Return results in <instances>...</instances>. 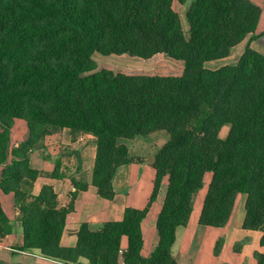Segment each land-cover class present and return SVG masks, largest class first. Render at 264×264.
<instances>
[{
  "label": "trees",
  "instance_id": "16d2710c",
  "mask_svg": "<svg viewBox=\"0 0 264 264\" xmlns=\"http://www.w3.org/2000/svg\"><path fill=\"white\" fill-rule=\"evenodd\" d=\"M186 0H0V189L12 194L23 240L21 251L65 264H178L171 253L177 227L187 225L205 173L211 178L198 223L224 227L238 194H245L242 228L261 231L264 245V55L246 46L236 63L205 62L229 56L253 34L261 7L251 0H193L185 37L177 7ZM149 60L156 54L183 61L151 70L97 69L93 55ZM22 119L27 137L9 149L10 129ZM228 125L224 136L221 128ZM95 137L91 185L100 198L115 196L116 169L134 162L118 139L164 131L153 155L154 178L145 206L91 229L83 221L74 246L60 238L88 184L71 180L70 202L58 207L51 185L27 192L37 178L29 152L51 130ZM11 156V157H10ZM137 161H139L137 159ZM57 169L49 175H60ZM167 179L156 218L157 243L141 255V225ZM12 232L0 204V237ZM222 238L214 246L218 255ZM257 264L264 253L255 251ZM17 264V263H11ZM229 264V263H222Z\"/></svg>",
  "mask_w": 264,
  "mask_h": 264
},
{
  "label": "crops",
  "instance_id": "0c3cea01",
  "mask_svg": "<svg viewBox=\"0 0 264 264\" xmlns=\"http://www.w3.org/2000/svg\"><path fill=\"white\" fill-rule=\"evenodd\" d=\"M251 1L261 7V16L253 33L254 37L248 35L232 48L231 52L236 50V58L241 55L247 44L264 55V0ZM179 7H177L178 14ZM230 55L225 58H229ZM27 134L25 121L15 119L10 129L9 149L17 147L27 137ZM95 154L96 143L92 134L79 132L72 136L71 131L66 127L51 130L43 137L40 144L29 152L31 167L38 171L32 186L26 188L29 194L38 195L43 185H51L56 194L58 207H66L70 202L71 180L88 184L85 191L77 194L75 214L65 224L60 238L62 246L75 245L76 231L83 221H86L91 229H98L104 222L118 219L125 207L141 209L148 200L154 178V171L150 165L154 153L148 158L131 155L136 158L134 162L121 165L116 169L112 179L115 192L112 200L100 198L96 188L91 185ZM55 168L60 176L50 178L49 175ZM2 169L3 166L0 165V171ZM210 177L208 173L204 176L208 182ZM166 186L167 179L163 178L157 197L141 225L143 240L141 255L143 257H148L157 243L155 223L163 204ZM206 188L207 186L204 185L203 189L197 193L187 225L177 227L175 230V241L171 247V253L177 263L257 264L254 252L264 253V245H260L261 231L242 228L245 197L238 200L236 216L233 212L224 227L205 226L198 223V216ZM0 204L12 224V232L0 237V250L6 252L11 260L10 263L62 264L41 256L36 249L18 250L17 248L22 244L23 234L12 194H5L0 189ZM218 238H222L223 243L218 256H215L214 245ZM240 242L243 243L240 244ZM236 245L238 250L234 249ZM74 264H89V262L81 258Z\"/></svg>",
  "mask_w": 264,
  "mask_h": 264
},
{
  "label": "rangeland",
  "instance_id": "374dc122",
  "mask_svg": "<svg viewBox=\"0 0 264 264\" xmlns=\"http://www.w3.org/2000/svg\"><path fill=\"white\" fill-rule=\"evenodd\" d=\"M192 1L193 0H186L185 3L179 7V18H180V22H181V29H182V32H183L185 37L188 36V22H187V19L185 16V12H186L188 5ZM248 35H250V37H254L253 34H248ZM246 46H249V44H247ZM231 50H232V48H231ZM233 51L232 52L230 51L231 55L229 54L230 55L229 58H223V59H219V60H214V61L212 60L210 62H205L204 66L207 68H210V69H216V68L221 67V66L226 65V64L236 63L239 56L236 58V54H235L236 50L234 49ZM93 58L95 60L97 69L101 68L102 66H108V67L112 68L114 71H117L119 69L151 70L154 66H156L157 64H161V63H165V65L167 67L174 69V70L183 67V61L170 58V57L163 55V54H156L155 56H153L149 60H143V59H140L137 57L129 56L127 54H123V55H115V54L101 55V54L95 53L93 55ZM227 131H228V125H224L221 128L220 135L224 136L227 133ZM168 139H169V136L166 132L158 131V132H155V133L150 134L148 136H135L134 138H131V139L120 138V139H118V142L124 143L127 146V149H128V152L130 155L148 158L149 155H152V153H155L165 142L168 141ZM207 173L209 176L211 175L210 172H207ZM207 173H205V174H207ZM202 182H203L202 187L199 189L200 191H201V189H203L204 185L206 187V186H208V183H209L207 180H205L204 177H203ZM197 193L194 197V201H195V198L197 197ZM205 193H206V191H205ZM203 195H205V194H203ZM242 197H245V194H243V193L238 194V196L235 200V204H234L233 210L231 212V215L233 214V212L235 213L238 211L237 210V207L239 205L238 200ZM193 205H194V203H193ZM242 209H243V207L241 208V210ZM231 215H230V217H231ZM235 216H236V213H235ZM215 228H218V227H215ZM242 243L243 242H240V244H242ZM234 249L238 250V246L236 245L234 247ZM34 251H36V250H34ZM215 256H218V255H215ZM10 262H11V260H9V256L6 254V252H1V250H0V264H11ZM222 263H225V262H222ZM222 263H219V264H222Z\"/></svg>",
  "mask_w": 264,
  "mask_h": 264
},
{
  "label": "built area",
  "instance_id": "2783aa9c",
  "mask_svg": "<svg viewBox=\"0 0 264 264\" xmlns=\"http://www.w3.org/2000/svg\"><path fill=\"white\" fill-rule=\"evenodd\" d=\"M62 264H65V263H62Z\"/></svg>",
  "mask_w": 264,
  "mask_h": 264
}]
</instances>
